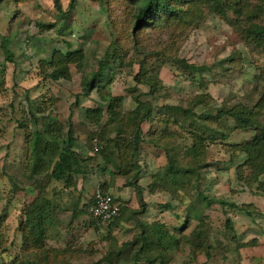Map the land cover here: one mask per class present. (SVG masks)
<instances>
[{
    "label": "rangeland",
    "instance_id": "374dc122",
    "mask_svg": "<svg viewBox=\"0 0 264 264\" xmlns=\"http://www.w3.org/2000/svg\"><path fill=\"white\" fill-rule=\"evenodd\" d=\"M71 1L61 0L63 13L54 0H4L0 5V233L6 240L0 264H47L50 260L51 264H150L148 258L134 260L137 246L125 244L142 230L131 211L140 205L136 189L127 185L134 174L129 156L101 140V135L105 139L125 132V113L110 121L105 113L97 123L87 117L86 109L99 106L98 92L86 95L81 87L83 75L96 67V58L119 36L117 30L112 34L113 25L126 32L129 16L120 7L124 0H77L73 9ZM241 3L250 21L238 22L205 11V21L196 27L160 28L140 37L146 50L165 59L158 64L150 57L162 81L157 93L151 94L148 86L136 83L132 70L123 66L107 85L108 92L124 97L120 107L126 111L135 108L134 96L138 94L139 100L156 106L152 118L142 125L145 139L138 156L144 175L140 183L146 188L144 198L149 203L142 217L149 223H164L180 238L178 247L169 252L167 264H264V175L261 183L254 179L243 152L236 151L235 162L230 161L227 144L206 141L204 154L195 156L190 144L197 123L196 128L191 127L175 117L169 126L164 107L166 103L186 105L188 99L205 94L208 106H198L197 111L215 114L235 104L252 107L260 100L264 91L263 52L247 43L241 33L252 22L264 24V0ZM131 37L128 33L125 41L131 47L129 54L134 55ZM72 49L84 50L86 58L71 65L70 79L54 81L48 62L56 51ZM174 58L202 71L191 73ZM101 106L107 110L106 104ZM46 118L53 124L52 133L46 132ZM197 121L202 124V120ZM221 121L234 144L256 134L251 129L235 128L230 120ZM70 126L77 138L73 150L83 171L80 174L88 175L85 186L77 190L81 176L73 170V183L63 181L67 188H62V195L66 198H48L47 182L54 180L52 172L60 157L62 138ZM38 132L39 150L35 152ZM167 148L173 165H169ZM122 149L124 153L128 150L125 146ZM93 173L100 179L96 190L112 194L117 201L130 198L119 200L122 216L113 227L95 224L89 215L86 201L90 202L96 192L88 180ZM34 187L38 206L47 197L55 211L47 217L46 247L23 253L17 229L25 215L17 214L25 213ZM113 187H119L120 194Z\"/></svg>",
    "mask_w": 264,
    "mask_h": 264
},
{
    "label": "trees",
    "instance_id": "16d2710c",
    "mask_svg": "<svg viewBox=\"0 0 264 264\" xmlns=\"http://www.w3.org/2000/svg\"><path fill=\"white\" fill-rule=\"evenodd\" d=\"M3 1L4 0H0V5ZM76 1L77 0L71 1V9L75 8ZM242 1L243 0H124L120 4V7L123 8L124 15L129 16L130 26H128L125 32L124 29L119 30L117 25H113V29H111L112 34H114V30H117L119 36L111 41L109 48L102 56L96 58V67L91 71H87L82 77V93L88 95L96 90L101 101L97 108L86 109L87 117H92L99 123L104 119L105 113L108 116V121L121 119L120 114L125 113L123 114L125 118L123 121L124 128H122V130L124 129L126 132V130L128 131V129L131 128L130 132H120V134L116 136L112 134L106 136L105 139L101 135V140L111 145L113 143L115 150L116 148L117 150L120 149L121 155H128L129 164L134 170V174L130 177V181L127 182V185L136 189V196L140 208H134L131 211L133 218L138 221L142 230L139 235L135 236L134 240L125 243L126 245L137 246L136 252L133 253L134 260H142L144 257L149 259L150 264H167L168 254L178 247L180 238L174 236L164 223L158 221L149 223L142 217V215L146 214L149 203L146 201V198H144L146 188L140 183L141 178L144 176L142 175L143 168L139 162L138 156L144 145L145 139L142 125L152 118L156 106L151 101L139 100L138 94L134 96V103H136L135 108L126 111L123 107H120V102H124V97L115 96L108 92L107 85L114 77V73L118 67L123 66L132 70L136 83L148 86L151 94L157 93V91L162 88V81L159 75L153 70L154 67H152V64L154 62L160 64V62L162 63L165 59L160 58V55L157 54L158 52L153 55V52L146 50L145 46L141 44L140 37L142 38L145 33L147 34L152 30H159L160 28L196 27L201 24L200 22L205 21V11L220 15L224 18H236L238 22L243 20L250 21L251 17L249 16V12L242 5ZM54 2L58 11L63 13L61 0H54ZM101 2L104 3V0H101ZM128 33L132 36V48L134 50L132 53L134 55L129 54L131 47L128 42L125 41L128 37ZM241 35L247 43L256 45L263 52V63L260 68L262 74L261 79L264 80V24L252 22L246 25L245 28H242ZM6 50L10 51L8 47H6ZM152 56L154 58L153 63H151L150 60ZM84 58H86V52L82 49H72L68 50L66 53L56 51L52 60L48 62L53 67L50 77L54 81H58L62 78L70 79L71 65L76 64ZM9 59L13 60V54ZM174 62L179 63L181 67L191 73L202 71L201 67L195 64H188L184 59L174 58ZM187 101L186 105L184 102L164 104L166 109L165 116L168 117L167 122L169 126L171 122H174L173 119H175V117L176 119L182 118L183 122H187L191 127H195V123H197V131L191 133L193 142L190 144V147L193 149L194 155L202 156L204 154L206 150V141H212L223 145L227 144L231 156L230 161L235 162V157H237L236 151L245 153L248 166L253 171L254 179L261 183L260 179L264 175V91L261 93L260 100L252 107L247 104H235L224 109L221 108L215 114L205 110L202 111L201 114L198 113V106L205 105L206 108L208 106V99L205 94L202 96H195ZM103 104L107 105L106 111H104L101 106ZM222 119L232 121L235 128L245 130L251 129L256 132V134L244 143L234 144L229 141V134L225 132L224 126L221 124L223 123L221 121ZM49 120L48 118L45 120L46 132L52 133L53 130L50 129H52L51 126L53 124L50 123ZM197 120H202V124H199ZM108 125L109 122L106 123V127ZM184 126L185 124H182V127ZM40 134V132L36 133L33 143V150L35 152L39 150ZM56 137H58V135H56ZM76 139V134L72 126H70L66 136L62 138L63 146L60 157L56 161L52 172L54 181L71 180V183H73V170H75L77 174L83 173V171L80 172V167L78 166L80 165L78 161L79 158H76L78 156L73 150L77 141ZM97 139L99 140V138ZM123 146L128 149L125 153L122 149ZM165 153L169 160V165H173L174 163H172V157L169 155L171 153L168 148ZM73 164L75 166L72 169L71 165ZM150 186L154 187V184L151 182ZM261 186H264V184L261 183ZM152 189L153 192L157 191V187ZM100 191L106 195H110L113 198V202L118 204L119 207L121 206V202L119 200L118 202L112 194L102 190ZM45 198L43 205L38 206L36 200L29 203L24 213L25 220L23 224L19 226L21 230L20 247L23 253H32L40 248L46 247L45 226L48 218H50L52 212L55 211V206H52L51 201H49L47 197ZM205 199L209 198L205 196ZM208 201L212 202L214 200L209 199ZM90 204L91 200L90 202L86 201V206ZM48 207L51 208V212ZM53 215L55 217V214ZM121 216L122 212L117 219L110 223H104V225L111 227L115 226L117 220ZM228 225L231 226V223L228 222ZM5 241L4 235L0 233L1 253L5 251ZM143 253L146 256H141ZM48 263L51 264V260L48 261L47 264Z\"/></svg>",
    "mask_w": 264,
    "mask_h": 264
},
{
    "label": "built area",
    "instance_id": "2783aa9c",
    "mask_svg": "<svg viewBox=\"0 0 264 264\" xmlns=\"http://www.w3.org/2000/svg\"><path fill=\"white\" fill-rule=\"evenodd\" d=\"M89 214L95 224L110 223L121 215V208L113 202L110 195L102 193L99 189L93 194L88 207Z\"/></svg>",
    "mask_w": 264,
    "mask_h": 264
},
{
    "label": "crops",
    "instance_id": "0c3cea01",
    "mask_svg": "<svg viewBox=\"0 0 264 264\" xmlns=\"http://www.w3.org/2000/svg\"><path fill=\"white\" fill-rule=\"evenodd\" d=\"M85 175H87V174H78V178H79V176H81V179H79V181H78V183H77V186H76V188H77V190H78V186H79V188H82L83 189V187L85 186L84 185V183L83 182H85L86 180H85V178H86V176ZM88 176V175H87ZM144 176V175H143ZM92 177H93V179H92ZM89 179H91V181L90 182H92V185H91V190H96V185H97V183L99 182V176H96L95 175V173H93L92 174V176L90 177V178H88V180ZM87 180V181H88ZM81 181V184H79V182ZM47 185L48 186H46V193L48 194L47 195V197L48 198H66V196L63 194L62 195V193H63V189L62 188H64V186H65V184H63V181H54V180H51V181H48L47 182ZM82 185V186H81ZM66 187V186H65ZM67 188V187H66ZM119 187H113L112 189L117 193V194H120V191H117V189H118ZM61 189V192H59V190ZM35 190H36V187H34L33 188V192L32 193H30L29 195V203H31V202H33V201H35L36 200V198H37V196H35ZM67 191V190H66ZM93 191V192H94ZM49 193H51V195H49ZM59 195H60V197H59ZM61 195L63 196V197H61ZM32 198V199H31ZM69 198V197H68ZM84 199H86V198H84ZM87 199H88V197H87ZM90 199H92V198H90ZM118 200H122V201H129V199L130 198H117ZM28 203V204H29ZM126 205H127V203H126ZM128 205H131V203L129 202L128 203ZM14 209H16V207H17V205H15L14 204ZM13 207H12V209H13ZM59 209V208H58ZM21 212V211H20ZM24 213V212H23ZM22 213V215H21V213L20 214H17L18 216H24V214ZM17 215H16V218H17ZM20 233H18V234H21V230L20 229H17ZM13 233H16V229H14V231H13ZM21 240H20V236H19V238H18V242H20ZM21 243V242H20Z\"/></svg>",
    "mask_w": 264,
    "mask_h": 264
}]
</instances>
